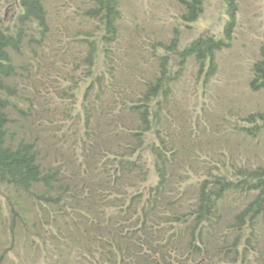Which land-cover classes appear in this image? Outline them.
Returning <instances> with one entry per match:
<instances>
[{
  "label": "trees",
  "instance_id": "trees-1",
  "mask_svg": "<svg viewBox=\"0 0 264 264\" xmlns=\"http://www.w3.org/2000/svg\"><path fill=\"white\" fill-rule=\"evenodd\" d=\"M12 1V21L0 15V219L25 247L34 242L31 252H38L39 263L165 264L178 249L184 262L195 261L191 264H264V161L242 167L238 183L220 177L214 185L204 181L191 208L182 200L168 201L173 189L169 176H179H174L176 160L167 154L177 143L169 129L174 120L166 98L172 96L187 62L194 61L204 82L215 75L217 53L233 39L241 0H222L227 16L222 35L201 33L182 46L178 36L169 45L160 43L165 53L157 54V70L146 79L136 75L131 86L124 85L125 76L115 75L113 68L122 64L117 62L122 51L121 0H85V19L98 30H84V58L72 54L64 65L70 73L84 63L76 69L78 84L73 80L75 88L69 93L68 79L65 88L54 90L60 106L44 100L54 114L47 118L35 85L50 77V71L43 72L40 53L49 41L61 45L66 38L58 35L47 0ZM183 2V20L197 21L203 0ZM72 16L62 20L67 31L76 18ZM170 54L176 56L174 70ZM127 67L133 75L134 66ZM115 82L121 87H102ZM78 86H84L82 97ZM248 86L264 91V41L252 62ZM100 92L113 97L106 102ZM56 124L65 127L56 133L59 137L52 135L59 144L40 138L44 128ZM234 129L254 136V145L264 149V111L249 112ZM147 133L156 141L146 142ZM147 147L150 158L144 154ZM52 148L64 153L45 160ZM70 152L77 154L73 168ZM148 169L155 171L156 181L146 186L142 181ZM36 206L52 217L37 212ZM83 220L90 229L70 233Z\"/></svg>",
  "mask_w": 264,
  "mask_h": 264
},
{
  "label": "rangeland",
  "instance_id": "rangeland-1",
  "mask_svg": "<svg viewBox=\"0 0 264 264\" xmlns=\"http://www.w3.org/2000/svg\"><path fill=\"white\" fill-rule=\"evenodd\" d=\"M85 4H87L85 0H47L50 18L56 22L58 35L66 38V42L60 45L61 41L55 39L49 41L48 48L40 53L44 60L43 72L50 71V77H44L43 84L35 81L45 106L44 118H47V115H54L44 100L49 98L52 107L60 106L59 93L54 90L64 87V83L69 79V86L72 85L69 88L70 93L74 85L73 80L79 76L74 74L70 77V73H74V68L69 73L65 71L64 65L73 58L72 54L84 58L87 52V47L82 41L84 30L92 32L98 30V26L96 27L91 19H85V14L82 12L86 7ZM183 8V0H121L119 38L124 48L119 53L117 62H121V66L125 69L128 68L126 64L134 66L133 75L130 76L132 81L139 74L148 77L157 68L159 64L157 54H161L164 49L160 51L156 46L162 40L169 43L172 38L178 36L182 46L201 33L222 35L227 19L222 0H203L202 13L193 23L183 20ZM14 13L15 4L12 0H0V15L4 21H12ZM70 15L76 18L71 19L73 23L67 31L66 23L62 20L70 21ZM263 41L264 0H241L233 39L228 47L217 54L218 69L211 80L204 82L203 78L197 75L198 66L192 61L187 62L181 79L176 82L173 97L169 100L176 123L174 127H169L170 133L175 132L174 136L181 140V146L197 138H208L212 141L220 138L225 139V145L215 144L214 149L220 154L227 151L225 146L229 147L231 154L227 157L234 163L245 161L252 164L264 158V149L254 145V138L241 130L234 129L243 125L249 112L258 109L264 111V91L257 92L248 86L252 62ZM174 57L176 56L171 54L168 58L171 60ZM79 65L85 67L84 63ZM115 67L119 68L114 65ZM83 89L84 86L82 89L77 88L79 97L83 96ZM98 94L104 95L102 98L107 97L106 102L112 97L103 92ZM72 102L73 99L69 95V109ZM55 113L58 115L59 111ZM63 129L65 127L59 124L46 127L40 138L59 144L60 134L56 133H60ZM53 134L58 137H52ZM145 139L147 142L156 141L152 133L146 135ZM144 154L150 158L148 148L145 149ZM54 157L51 155V158ZM149 165L147 163V166ZM155 179V171L148 169L142 183L146 186L153 185ZM146 194L145 191V196ZM171 194L172 192H169L168 196L171 197ZM0 202L3 206V202L1 200ZM36 210L39 213L43 212L37 206ZM43 215L52 217L49 213ZM33 247H35L34 242L25 247L10 231L9 224L8 227L5 226L0 219V264H31L32 260L40 264L38 252H31Z\"/></svg>",
  "mask_w": 264,
  "mask_h": 264
},
{
  "label": "clouds",
  "instance_id": "clouds-1",
  "mask_svg": "<svg viewBox=\"0 0 264 264\" xmlns=\"http://www.w3.org/2000/svg\"><path fill=\"white\" fill-rule=\"evenodd\" d=\"M173 39L174 38H172V40ZM172 40L169 43H166V42H164V40H162V42L158 43V46L160 45V43H165L166 45H169L170 43H172ZM120 44H121V41H120ZM158 46H156L157 49H159ZM121 47L123 48L122 44H121ZM163 51H165V50H163ZM163 51L161 53H163ZM38 59H39V57H38ZM169 61H170V65L172 67V70H174L176 68V66L173 64V59L171 58V60H169ZM192 62L194 63L193 60H192ZM186 65L184 68H186ZM80 66L81 65H78V67L76 66L74 68L73 74H75L77 72L76 69L79 68ZM127 66H129V65L126 64V67ZM155 70H157V68ZM120 72L123 73V75L125 76V79L122 80L121 82L124 85L131 86L132 79L130 76L132 75V73H131V70L129 69V67L127 69H125L122 66H119V68L115 67V69H114L115 75H118ZM216 72H217V70H216ZM216 72H215V74H216ZM88 73H90V71ZM138 76L144 77V75H142V74H139ZM77 77H79V76H77ZM144 78L146 79L147 77H144ZM74 81L76 84H78V81H76V80H74ZM108 85L121 87L120 82H115L114 84H103L102 87L108 86ZM78 87H80L82 89L83 86H78ZM73 88H75V87H73ZM96 90H97V88H96ZM99 90L101 91V89H99ZM105 94H108V93H105ZM99 97H102V96H99ZM172 97H173V93H172V96L170 98L169 97L166 98V102H167V106H168V109L170 112L169 118H173V120H174V112L172 111V107L169 105V100ZM163 118H165V117H163ZM70 121L71 120H69V122ZM205 123L206 122H204L203 125H205ZM172 124H173L172 127H174L176 125L175 120ZM209 124H211V123H209ZM194 125H195V123H194ZM196 125H197V123H196ZM241 131H243V130H241ZM243 132L246 133L245 131H243ZM161 133L164 134V128H162ZM174 133H173V135H174ZM148 134L149 133H147L146 135H148ZM194 136H197V135H194ZM250 137L254 138V136H250ZM175 142L177 144L168 147L167 154L172 155L174 157V159L176 160V162L178 164V169H177V171L174 172V176L176 175L179 177L176 179H172V176L171 175L169 176L171 179L170 184L173 185V189L170 190V192H172V194H171V197L169 198L168 201H170V203H172L175 200H182V201H184V204L188 206V208L192 207L191 204H193V202L195 201L196 196H197L198 192L200 191L201 185L203 184L204 181H208L214 185V181L218 177H220L222 179H225L226 181H232V182L238 183V181L240 180L241 175H242L240 173V169L242 167H245L247 165L252 166V164L254 165L257 163H263V161H264V159H262L261 161H259L257 163H252V164H249L245 161H243L242 163H234L233 161H231L229 159V157H227V155L231 154V153H229V147H227V146H225L226 150H227L226 152H222V153L218 154L217 153L218 150L214 149V146H215V144H219V145L224 144L225 145V143H226L225 139L219 138L215 141H212L208 138H197V139L192 140L187 145H182V146L180 145L181 140L176 138ZM61 151H58L56 148H52L51 150H49L50 154H48V156L49 155L60 156V155H56V154L64 153V151H62V152ZM75 153H77V152L75 151ZM48 156L46 157L45 160H49L51 158V156H49V157ZM63 156H65V154ZM76 156H77V154H73L71 152L69 153V166H71V168L76 167L78 165ZM71 168L69 170H71ZM187 188H189V189H188L187 193H185V190ZM141 192H142L143 199H145L147 197V194L145 196V192H143V188L141 189ZM2 202H3V200H2ZM3 205H4V202H3ZM166 207L167 206H165L164 209L162 208V211H160V213L158 214L160 217H161V213L165 210ZM234 212H235V210L231 213V215H233ZM88 229H90L88 222H84V220H83V221H81V224L78 227L72 229L70 231V233L80 235ZM187 253H188V251H187ZM183 256L184 255L179 253L178 249H175L174 252H170V254L168 255V257L166 258V260L164 262H165V264H191V263L195 262L193 260H189L188 262H184ZM225 264H227V263H225Z\"/></svg>",
  "mask_w": 264,
  "mask_h": 264
}]
</instances>
